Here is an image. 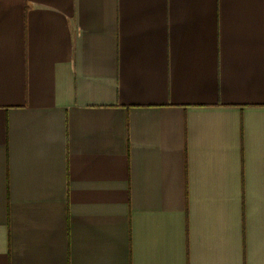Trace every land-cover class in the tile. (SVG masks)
Instances as JSON below:
<instances>
[{
  "label": "crops",
  "instance_id": "obj_1",
  "mask_svg": "<svg viewBox=\"0 0 264 264\" xmlns=\"http://www.w3.org/2000/svg\"><path fill=\"white\" fill-rule=\"evenodd\" d=\"M0 264H264V0H0Z\"/></svg>",
  "mask_w": 264,
  "mask_h": 264
}]
</instances>
